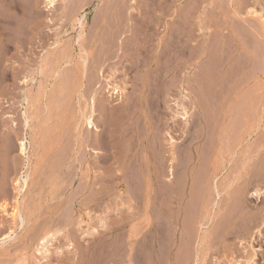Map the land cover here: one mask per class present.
Segmentation results:
<instances>
[{
	"label": "rangeland",
	"instance_id": "1",
	"mask_svg": "<svg viewBox=\"0 0 264 264\" xmlns=\"http://www.w3.org/2000/svg\"><path fill=\"white\" fill-rule=\"evenodd\" d=\"M34 1L35 0H27L26 2H27V5L30 4L31 2H32V5H34ZM119 1H122V2H120L121 4L120 3L119 4L123 5L125 7H120V5L118 4ZM126 1L127 0H116V1L115 0H72V1L71 0H64V1H59L57 3L56 9L49 11V10H47L48 8L46 7V0H39L37 6H34L33 9H34V11L43 14L42 15L43 18L46 16H48V17L52 16L53 17L54 22L53 21L49 22V23H51L50 24L51 25L50 35L45 36V34H43V33H42V35H40L38 33L39 29L37 27L35 28V25L33 26V24L31 23L32 21H28V19H26V20H24V21H26L25 24H23V26H25V25L26 26L23 29H24V31L26 30V28H28V29L26 30L27 32H24L23 38L25 37L24 39L26 40L31 36L32 37L31 44L30 43L27 44L28 47H23L24 49H22L21 45H23L24 41H21L18 43L16 42V43H14V45H12V48L9 50V51L14 50V51L11 53L8 51L5 54L7 56L4 55L5 58L2 57V60H4L5 63L9 62V64H11L13 66V68H8L9 69V70L7 69L8 71L7 70L6 71L0 70V71H2V72H0L1 79L3 78L2 80H0L2 82V84H0V162H1L0 163V177H1V179H0V264H264V259H263L264 258L263 257L264 256V248H263L264 247V230H263V228H264V220H263L264 219V217H263L264 213H262V212H264V178L253 177V178H251V181H252L251 182V181L246 180L245 177H243L240 179L241 181L239 180L236 182H232L231 185H234V186L229 185L231 180L233 179V177L235 175H237L238 173H240L241 167L243 166L242 162H244L246 160V157H247L246 155L250 154L252 152V148L254 146L252 144L257 142V140L259 138L258 134H256V133L253 134L257 140L252 135L249 137L250 141L248 140L249 142L246 141V142L242 143V146L241 145H238L239 147L234 146V143H233L227 147V151H228L227 152V158H226L227 160H225L224 166H228V167L223 166V168L221 170L222 172L220 171V173L214 179V182H212V183H214V184H212V187H213L212 189L214 190L215 194L212 195V198L214 197L213 198L214 201L212 202V204L210 206V208H211L210 212H212V213H210L211 215H208L207 217H205V208L202 205L203 200H201V199H203V197L198 195V194H201L200 193V187H199L198 192L193 193L191 191V182L193 180V176L195 175V178L198 179V177H200V175H197L198 174L197 172H200L202 170L200 168V166L202 167V165L199 164L198 159L196 160V162L192 163L190 165V167L188 168L187 172H185V174H187V180L188 181H187V187L185 188V191L183 190L184 193L182 195L183 196L182 198L181 197L172 198L170 195L171 190L167 189L168 190L167 191V190L163 189V187H162L163 184H161L162 182L164 183V181L170 182L171 179L169 177H173V175L169 176V165L171 163V161H170V158H171L170 155L171 154L169 152V149L171 148V143L168 141V137H169V134L167 133L168 128H169V130H171L170 129L171 126H174L175 129H177V131H175L177 133H175V134L178 136L181 135L180 136L181 138H179L178 143L174 146V148L176 150L180 148L181 151L185 150L182 153L180 151L181 155H184L181 158L184 157L185 159H187L186 158V157H188L187 155H190V151H189V149H187L188 142H189L188 140H190V139H188L186 141L187 144L186 143L183 144L181 142L184 140V137L189 136V138H190L193 134H195V133L198 134V132L200 131L199 130L200 124L198 122H196L197 125L195 123H194L195 125L193 123H189L187 126L184 125L185 124L184 123L185 118L183 115L181 116L180 114H176L175 119H172L171 117L173 116V112H174L173 109H175V111L177 110L178 113L183 112V110H184L183 108L185 107V105L188 107L191 105V103L194 102L193 103L194 108H192L190 110V115L194 114V116L196 118H199L200 117L199 115L204 116V111H205V115L209 114V115H207L208 118L206 117L205 119H209L208 121L210 123H211V120H213L216 117V116H214L215 113L217 115H221L222 111L224 112V110H222L223 108H220L218 105L216 106L214 104H211L209 101H206L207 98L213 97L210 94V93L213 94V91H214V95H215L216 92H220L223 94L224 92H226L224 90H226V89L228 90L227 83L224 82L225 80L223 81V84L225 85V87H223V89L220 86H218V84L216 83L218 81L215 82V80L217 79V78H215V75H216V77H217V75H219L218 76V80H219L223 77L222 73L225 70V69L224 70L222 69L223 66H220L221 63L218 62L221 60L217 61L216 57L214 58V55L216 56V54H211L213 56L204 55V56L195 58V60L197 59V61H198V65L200 64L199 65L200 69L204 70V71L201 70L202 72H204L203 74L201 72V76L202 75L205 76L207 74L208 75L212 74V75H210L211 77H209L208 75H207V77H209V79H211L212 77H213V79H215V80L212 79L213 81L208 79L207 83L209 81L210 82H209V84L206 83L207 84L206 86L210 85L209 88H206V87L205 88L204 87H197L196 88L197 85L191 79L188 82L189 74H188V70H187L186 66L189 65L188 64L189 62H187L185 60L187 58H189L190 56H188V55L185 56L187 58H185L183 56L185 58V60H184V58L182 60V57L180 56L181 60H179V58L177 56L174 57V55H171L170 53H165V51H164L163 56L159 62V69L160 70L158 69L157 71H158V73H162V76H161L162 80L159 79V81L161 82V86H160V94H159L158 99H159V103H160L159 109H161L160 115L162 117L159 124L161 125L162 129L159 131V133H156V134L152 133L150 130L147 131L148 132V134H147V141L148 142H149V140H154V143L156 145V143L158 142L157 139H159V145H160L161 149L160 148H158V149H159V152H161V154H162L161 159H164V163L166 162L164 164V165H166L165 173L167 172V174L164 175L165 178L159 177L157 179V181L153 184L156 198H153L151 200L147 199V197H148L147 196V191H148L147 184H148V180L150 179V177L148 176V169H147V167H145L147 165L145 164V161L143 159V150H141L145 146V138L146 137H145L144 131L146 130V128H145L146 126L144 124L145 120L142 117L143 115L140 113L141 112L140 106H139L141 104L140 101H139L140 104H138V107H137V114L140 113L139 116L137 115L139 118V120H137V122L140 123L141 126L144 124L145 127L143 126V129H144L143 130L141 126H140L141 128L136 126V131L139 132L137 135H138V137L140 136L139 138H141V137L142 138L141 139L138 138L140 140L139 141L140 146H139L138 151L136 152V158H138V159L135 160V162H134L135 165H134L133 169L129 168V169H131V170L128 169L129 171L124 170L122 164L120 165V163H118V162L113 164V162H114L113 158L114 157L111 154L112 152L110 151L111 152L110 153L108 151L110 153V156H108L109 153L107 152L108 155L106 157H103L101 160H100V158L96 159V161H97L96 165L92 167V169H93L92 173H93L94 179L90 184L87 183V178H86L87 173L85 174V176L83 174H81L82 169L85 170L84 165L86 164V162H85L86 161V154H85L86 150H85L84 144L82 146L80 144L83 143V140H85V136L89 131V129H87L88 127H86L87 125L82 126L83 124H81L83 113L86 111L85 110V102L87 101L86 96L84 95L86 92V89H87L86 82H85V80L87 78H85V77L88 74H90L91 72H93L94 69L92 70L91 68H89V69L85 70L84 73L82 72V70L80 68V64H78L82 61L81 60L82 56L80 55L81 54L80 52H81V49L83 48L85 50V52H83V54L85 53L84 56L85 55L87 56L89 54L88 55L89 59L91 57H93V59H96V57H99L102 55L105 56V54H102V52L105 53V51H103V49L106 50L108 48L110 40H113L114 39L113 37H115L117 35V32L119 33V31H120L121 27H120V21L119 20L123 19L124 17H127V15H128V13H127L128 11H126V10H127V7L129 6V3H131V1H127V2ZM123 2H126V3L124 4ZM136 2L140 3V5L143 6V8L146 7L145 4L147 5L149 12L147 11L146 15L151 20V22L149 24L150 26H148V29H144V32L141 31V33L143 35H141V33H139L140 36H142L141 38L145 39V41L147 42L146 43L147 47L144 48L143 53H141L139 56L141 58V60L143 58H145L146 60L143 59L140 64L141 65L147 64V65H145V69L148 71L149 70L151 71L153 68H156V67L151 66V64H152L151 61L153 62L152 59H154L153 55H155V52L157 49V44L160 41L162 35H164V33H163V15L161 12V10H162L161 8L163 6V0H137ZM127 3H128V6H127ZM112 4H114L113 5L114 7H112ZM132 4L136 5L137 3H132ZM32 5L30 4L28 7H31ZM83 5L86 8L85 13H87V16H88V23H87L86 31H85L86 35H84V36H87V35H90V36H87L88 38L83 36L80 40H78L79 39L78 35L81 32L80 31V29H81L80 24L78 22H75L76 25L73 23V26L71 25L72 23H69L66 25L62 24V25H64V26H62L60 24L63 22V20L61 19V15L64 14L65 12L72 14L76 10V8L83 6ZM151 5H153V6H151ZM109 6L112 7L113 9L111 10V8ZM71 7H73V8H71ZM74 7H75V9H74ZM118 7L121 9H119ZM106 8H108V9H106ZM63 9H64V11H62ZM114 9H119V11L117 10L118 11L117 12ZM122 9H123V11H122ZM121 11H122V13H121ZM150 12H151V14H150ZM117 13H118V15H117ZM58 14L59 15L61 14V15L59 16ZM107 14H109V15H107ZM124 15H126V16H124ZM105 16H108L111 18L109 19L107 17V21L105 22L103 19ZM112 16H114V17H112ZM77 17H79V14H78V16H75V18H77ZM116 17H118V18L116 19ZM138 18L140 19V17H138ZM29 19L31 20V18H29ZM101 19H102V21H101ZM108 20L109 21L111 20V21L108 22ZM24 21L22 23H24ZM45 21H48V20L45 19ZM96 21L98 23L100 22L98 24L99 26L100 25L102 26L104 24L103 25L104 27H101V28H105L103 31H102V29L97 27L98 25H97ZM107 22H108V24H107ZM26 23H28L29 26H27ZM52 23H56V24H52ZM93 23L96 25L97 28L95 27V25ZM58 25H59V27H58ZM107 25L108 26L112 25V26L108 27ZM118 25H119V27H118ZM113 29H115V30L113 31ZM94 30L95 31L97 30V32L98 31L99 32L95 33ZM100 30L102 32H100ZM105 30H107L106 34L104 33ZM111 30L113 32H111ZM87 31L89 32V34ZM90 32H92V34H90ZM109 32L112 34L114 33L115 35H111ZM93 33H94V36H92ZM102 33L104 34L105 38L109 34L108 39L107 38L104 39V37L101 35ZM96 34H98V36ZM100 35L102 36V39H103L102 41H100V39H101ZM42 36L45 37L46 39L43 38L41 40ZM47 37H48V39H47ZM55 37H58V39ZM92 37H94V38L91 40ZM95 37H97L98 42H100L99 44H98V42L96 43L98 46L96 44H95V46L91 45V44H93L92 42L95 41ZM109 37H112V38H109ZM75 38L76 39L78 38V39L76 40ZM85 38H87V39L90 38V40H87ZM49 39L52 40L53 42L59 41V48L63 49V47H66L65 49H67L68 52L71 50L69 52V60L71 59L69 63H63V62H65L63 60V61H61V65H60L56 62L57 61L56 58L53 59L54 58L53 56H55L54 54L56 52L54 50H57V47L55 46V43H53ZM48 40H49V42H48ZM62 40H63V42H62ZM106 40H108L109 42L108 41L106 42ZM78 41H79V43H78ZM47 42H48V44H50L49 46H48ZM50 42H52V43H50ZM81 42L83 44L88 42V44H84L83 45L84 47H83V46H80L82 44ZM103 43H106L107 46L103 45ZM201 43L202 42H200L199 44H201ZM60 44H61V46H60ZM15 45H17V46H15ZM13 46H15L16 50L13 48ZM51 46L52 47L55 46V48H52ZM30 47L31 48L33 47V49H31ZM93 47H94V49H92ZM99 47H100V49L102 48L101 49L102 52L99 51L100 50ZM28 48H30L31 50ZM35 48H37V49H35ZM51 48H52V50H51ZM70 48H72V49H70ZM125 48H129V45H128V47L126 45ZM46 49L48 51H53V53L49 52L51 55L49 53H48L49 55H45V54H47V52H45ZM96 49L98 50L99 54H102V55L98 56L96 53L97 52ZM43 50L45 53L43 52ZM30 51H31V53H30ZM29 53H30V55H29ZM27 54H28V56H27ZM71 54L74 55L75 57L73 56L74 57L73 58ZM142 54L144 56H142ZM165 54H167L168 56ZM41 55H43V56H41ZM170 55H171V57H170ZM29 56H31V57H29ZM134 56H136V55H134ZM208 56H209V58H208ZM39 57H42V58H39ZM217 57H218V55H217ZM43 58L44 59L47 58V59L44 60ZM167 58L168 59L173 58L174 60L171 62V59H170V62H169V61H167L168 60ZM205 58L209 59V60H207V61L204 60L205 61V63H204L203 59H205ZM51 59H53V60H51ZM77 59H79V60H77ZM132 59L135 60V59H137V57H132ZM147 59H148V61H147ZM163 59H165V60H163ZM193 59L194 58H192V60ZM189 60H190V58H189ZM210 60H211V63L214 62V63H212V65L215 64L216 67H214L215 65L214 66L210 65ZM23 61H25V62H23ZM28 61L30 64H32L31 67H30V64L27 63ZM36 62L38 63V65L40 64L41 66L40 65L38 66ZM175 62H178V64H175ZM206 62L207 63L209 62L210 66ZM169 63H171L172 66ZM33 64H36V65L33 66ZM62 64L65 66L68 65L67 66L68 68L63 69ZM72 64H74L75 66ZM179 64H181V66H179ZM205 64H207L208 67H210V70L217 68V66H218L217 69L220 68L222 70V73L220 74V73L213 72V71H216L217 69L210 71L209 68L207 67V65L205 67ZM44 65H46V66H44ZM76 65H79V66L77 67ZM162 65H163V67H162ZM169 65H170V67H169ZM175 65H176V68H175ZM202 65H204V66H202ZM42 66H44V67H42ZM50 66L52 68L55 67L56 70L58 69L59 71L58 72L54 71L55 68L52 70L50 68ZM57 66H58V68H57ZM178 66H179V68H177ZM26 67H27V69H26ZM29 67L32 68V71L29 70L30 69ZM35 67L37 69H35ZM45 67H47V68L49 67L51 71L48 70L47 68L45 69ZM69 67L70 68L72 67V68L70 69ZM203 67H205L206 69ZM38 68H40V69H38ZM73 68H75V69H73ZM136 68L138 70H136ZM161 68H162V70H161ZM78 69L80 70V72H78L79 71ZM139 69H141V68L134 67L127 77V79L129 80L128 81L129 82V86H128L129 90L128 91L130 93H132V92L134 93L135 90L139 89L138 87L141 86V81H142L141 80V74H140L141 71H139ZM177 69H178V71H177ZM207 69H208V71H206ZM10 70H11V72H10ZM40 70L42 72H39ZM29 71H31V73H35L37 71L38 73L36 72L35 75L34 74L31 75L29 73ZM63 71H65V72H63ZM86 71H88V73ZM100 71H101V73H100ZM152 71H154V70H152ZM7 72L12 73L14 75H12V74L10 75ZM60 72H63L62 73L63 75ZM66 72H68V73L66 74ZM81 72L83 74V78L81 77L82 76ZM95 72L97 73L96 76L99 75L97 77L100 78V79L97 78L98 79V81H97L98 85L96 84L97 86L95 85V87H94L95 90H93V95H95V98L99 99L102 95H105V97H108L110 99H113V96L117 97V95H112L113 94L112 92L109 93L108 90H110V89L107 88L106 81H104L105 78L102 75V70H96ZM218 72H220V71H218ZM59 73L61 76L59 75ZM179 73H181V74H179ZM138 74L140 75V77ZM67 75H69V76H67ZM185 75H188V76H185ZM163 76L167 77V78L164 77L165 78L164 82H163V80H164ZM46 77H47V79H46ZM60 77L67 78L66 79L67 82H63V81H65L64 80L65 78H63V80H62V78H60ZM76 77H78V78L76 79ZM182 77L184 80L186 79L185 80L186 84L187 85L189 84L188 87L190 86V88L186 90L187 94L184 98H180V96L178 97V95H177L178 94L177 90H179L178 86L180 84V81L183 80ZM7 78H8V80H7ZM39 78H42V79H39ZM71 78L72 79L74 78V80L71 81L70 80ZM123 78H124L123 72L122 73L119 72L117 74V76L115 77L114 81H116L117 83H120L123 80ZM11 79H12V81H10ZM3 80L6 82H4ZM75 80H77L78 82ZM40 81L42 82L43 86L44 85L46 86L47 84L49 85L48 90L52 89L51 95L45 94L46 97H44V95H43L44 91L43 90H46V89H45V87H42ZM174 81H175V83H174ZM211 81L216 83V85H215L216 88L214 90H213V88L215 86H213V84L211 86V84H210ZM26 82H27V84H26ZM50 82L52 83V85H54V84H56V85L51 86ZM55 82H59V84L55 83ZM61 82H63L62 86L60 84ZM136 83H137V85H136ZM134 85L136 88L134 87ZM75 86H77V88ZM192 86H194L193 89L191 88ZM217 86L219 87V90H218ZM37 87H38V89L40 88L39 91L37 90ZM101 87H103V88H101ZM211 87H212V89L209 90ZM75 89H76V91H75ZM101 89H103V90H101ZM27 90L31 94L32 100L30 99V101L26 100V97L28 95L30 96V94L27 92ZM30 90L31 91L36 90L37 92L36 91L31 92ZM162 90H163V92H162ZM203 90H204V93H203ZM196 91H198L197 93L201 97L198 95L199 98H197ZM61 92L63 93V95ZM208 92H210V93L208 94ZM95 93H98V94H95ZM202 96H203V99H202ZM47 97H50V98H47ZM195 97L197 100L195 99ZM153 98L154 97H152V98L150 97V99H152L150 102L154 103L155 100H153ZM200 99L202 101L198 102V100H200ZM211 99H207V100L211 101ZM40 100H42V102ZM63 100H66L67 102H65ZM138 100H139V98H138ZM189 100H190V102H189ZM44 101L46 102L45 104H44ZM51 101L52 102L55 101V102L52 103ZM176 101H178V102L181 101L183 103V105L177 106ZM199 103H200V106H198ZM209 103H210V105H213L214 108H213V106L210 108ZM201 104H203V105L201 106ZM44 106L46 107L45 110H44V108H45ZM203 106L206 109H204ZM31 107H33V108H31ZM61 108H62V110H61ZM65 108H66V110H65ZM213 110H214V112L216 110V112L214 113ZM37 111H38V113H37ZM218 111H220V112H218ZM217 112L221 113V114H218ZM26 113H27V115H26ZM77 113L79 116L77 115ZM97 114H98V112H97ZM152 115H154V113ZM29 116H31V118ZM211 116L213 117V119H211L212 118ZM26 117L30 118L29 119V124H30L29 126L28 125L26 126V123H25ZM141 119H143L144 121ZM139 121H141V122H139ZM53 122H54V124H53ZM190 124H193V125L191 126ZM175 125L176 126L178 125L179 127L178 126L176 127ZM51 126L52 127L54 126V127L52 128ZM211 126L213 127V125H211ZM207 128H209V127H206L205 133H210V134H206L207 138H208L207 141L209 140L208 141L209 146L207 145L208 143L205 140V143L202 142L203 145H200L201 143H199V144H196V147H198V149H200V151L203 154L207 153L208 155L206 154V156H209L210 151L212 153L214 150V147L216 145L214 140H213L216 138L212 137V136H214L213 132L215 131L216 128H214V127H213V129L209 128L210 130H208ZM261 128L262 129H260L258 131V133L260 136H263L264 126H262ZM141 129H142L143 136L140 132ZM183 130H184V132H183ZM81 132L83 133L84 139H83ZM190 132H193V133H190ZM75 133H78L79 136H78V134L75 135ZM80 133H81V136H80ZM214 133H216V132H214ZM120 134L121 133L118 132L117 136ZM155 135H156V137H155ZM193 136H195V135H193ZM152 137L154 139H151ZM211 137H212L213 141L211 140ZM216 137H217V133H216ZM60 138H61V140H60ZM77 138L81 141V142L79 141V144H77V141H78ZM21 139H25L27 142V150H26L27 152L26 153H21V151H20V140ZM58 139H59V141H58ZM141 142H143V143H141ZM74 143L76 144V146L79 145V147L78 146L76 147ZM143 144H144V146L142 147ZM244 145H245V147H244ZM156 146L159 147L158 144ZM181 147H183V148H181ZM196 147H194V149ZM212 147H213V149L211 150ZM232 147H233L234 151H231L232 149H230V148H232ZM236 147H238V148H236ZM244 149H245V151H244ZM75 150H78L79 152L77 151L78 153L77 152L75 153ZM179 150H177V151H179ZM236 150H238V151H236ZM263 150H264V148L262 149V151ZM230 152H231V154H229ZM234 152L235 153L237 152L236 153L237 155ZM183 153H185V154H183ZM196 153H197V151H196ZM74 154H76V155H74ZM262 154H261L262 159H260V160L264 161V159H263L264 152ZM47 155L50 157H48ZM111 155L113 158H111ZM41 156H42V158H40ZM46 157H48V158H46ZM139 157L141 158V160L139 159ZM2 159L4 160V162ZM166 159H167V161H166ZM230 159H233V160H230ZM41 160H43L42 164H41ZM239 160L241 163L239 162ZM139 161H140V163H139ZM136 162H137V164H136ZM236 162H239V165ZM194 164H195V166H194ZM234 164H235V166L237 165L239 167L238 168L235 167ZM261 164H262L261 166H264L263 165L264 163L261 162ZM198 167L201 170H199ZM204 167H203V169H204ZM207 167H206V169H207ZM234 167L237 170H235ZM263 168L264 167H262L261 169H263ZM43 169L45 172L43 175H40L39 171L43 170ZM190 170H191V172H190ZM130 171L132 173H130ZM53 173H54L55 177L53 176ZM27 174H28V176H27ZM185 174H183V175L181 174V178H184ZM58 175H60L59 177L61 178V179L58 178L59 181L57 179ZM229 176H231V177H229ZM27 177H28V180H27L28 183H25V179H27ZM53 177L56 180V182H58L59 184L61 182H63V183H61L60 186H58L59 185L58 183H55L53 185V183H52L54 180ZM185 177H186V175H185ZM33 178L35 179L36 182L32 181ZM168 179H170V180H168ZM226 180H227V182H226ZM260 180L263 182H261ZM17 181H19V182L21 181L18 186H17ZM149 181H151V180H149ZM198 181L200 182V180H198ZM228 181H229V183H228ZM242 181L243 182L247 181L246 182L247 184L243 183L242 185H240V183H242ZM32 182L34 183L33 185L37 184L34 186L33 192L29 191L30 190L29 185L31 186ZM256 182H257V184H256ZM84 183H86V184H84ZM258 184H260V185H258ZM252 186H254V187H252ZM53 187L55 188L56 192H54V194L51 195V193H49V192H52ZM216 187L220 188V194H219ZM256 187H258L259 189L261 187L263 188V189L261 188L262 189L261 193H258V194L255 193ZM85 188H88V189H85ZM221 188H224V189H221ZM240 188L243 189V192L244 191L245 192L243 193ZM58 189H59V191H58ZM230 189H231V192H230ZM244 189H246L247 191ZM177 190H179L178 193H180V191L182 192L181 187H177ZM237 190L239 191V193L241 191V193H243V194L238 195L239 193ZM159 191H161V192H159ZM57 193H59V194H57ZM230 193H231V195H230ZM159 194H160V196H159ZM185 194H186V196H185ZM189 194H191V195H189ZM237 195L239 196V198L236 199V201L238 202V206L233 204V202L237 203L234 201V199H235L234 196H237ZM167 196H168V198H167ZM197 197H199V198H197ZM232 197H233V199H232ZM51 198H53V199H51ZM157 198H159V200H157ZM241 198H243V200ZM223 199L224 200L227 199V201L230 203H228L227 201L224 202ZM43 200L45 203L43 202ZM46 200H48V201L46 202ZM197 201H198V203H197ZM243 201L246 202V204H245L246 210L244 209L245 211L240 209L241 207H239L241 205V203H242V205H244ZM249 201H252V202H249ZM247 202L249 205L247 204ZM33 203L35 204V208L37 210H35V212L33 211L34 213H28V211H27L28 207H29L28 205L29 204L32 205ZM250 203H252L253 206ZM158 204H160V205H158ZM161 204H163V205H161ZM177 204L179 205V208H181V209H179V208L177 209V206H178ZM228 204L231 205L232 210H231V208L228 209V212H231V213L226 212L227 210L225 208L230 207ZM256 204L260 205V206H255ZM148 205H149V207H148ZM37 206L39 207V209ZM63 206H64V208H63ZM150 206L152 207V209ZM174 206H176V207L174 208ZM233 206H235V207L237 206V207L234 208ZM79 208H81V210H83L84 214L81 211H80L81 213L78 212ZM253 208L259 212H255L256 210H254ZM234 209H237V210H234ZM179 210H181V211L179 212ZM217 210H219V211H217ZM238 210H240V212ZM247 210H250V211H248L246 213ZM221 211L224 213V216L221 215V214H223ZM237 211L240 213L239 216H241V214L242 215L244 214V215L241 217L237 216L236 215V213H238ZM252 211H254V213L251 214ZM166 212H167V214H166ZM232 212H233V215H232ZM27 213L29 214V218H28ZM226 213L228 215H226ZM260 214H261V216H260ZM220 215L222 217L219 220L218 217H220ZM234 215H236L237 217ZM253 215H255V216L253 217ZM256 215H258V216H256ZM30 216H32V217H30ZM209 216H211V217H209ZM231 216L234 218V220L230 219V218H232ZM245 216H246V219H245ZM81 217H82V220H81ZM255 217L256 218L259 217L258 218L259 221L257 220L258 223L256 222ZM27 218H28V220H27ZM242 218H244V219H242ZM251 218H253V222H252L253 225H252V223H250V225H252L253 228L249 225ZM241 219L244 221L241 222ZM22 220L24 221L25 225L22 224ZM236 220H239V223L240 222L241 223L238 225V222ZM217 221L220 222V224ZM222 221H223V223L221 225ZM228 222H230L229 223L230 225L232 222V225H231L232 227L228 225ZM224 223H225V225L227 224V226H229L230 228L227 226H224L223 225ZM219 225L221 226V228L219 227ZM244 225H249L252 229L247 227V226H245L246 228H244L243 227ZM254 225H258V226H254ZM225 227H227V229ZM233 227L236 228V230L232 229ZM214 228L218 229L219 231L220 230L225 231V232L222 231V233H223L222 237H221V232H219L218 230L215 231ZM230 230L234 235L232 233H231V235H228V233H230L229 232ZM241 231L242 232L245 231L244 233H242L243 235H241ZM234 232H236V233H234ZM225 235H226V237H225ZM187 236H189V237H187ZM248 237H249V239H248ZM225 238H227V239L225 240ZM209 239H211V240H209ZM258 242H260V243H258ZM69 243H71V244H69ZM251 246H253V247H251ZM121 247H123V248H121ZM161 251H162V253H161ZM260 251H261V253H260ZM165 253H166V255H165ZM188 253H190V255ZM150 255H152V256H150ZM178 258H179V260H178ZM131 260H132V262H131Z\"/></svg>",
	"mask_w": 264,
	"mask_h": 264
},
{
	"label": "bare ground",
	"instance_id": "2",
	"mask_svg": "<svg viewBox=\"0 0 264 264\" xmlns=\"http://www.w3.org/2000/svg\"><path fill=\"white\" fill-rule=\"evenodd\" d=\"M27 1V0H26ZM25 0H0V70H3V71H6L8 68H13V66L11 64L8 63H5L4 60H2V57L5 58V55L11 48H12V45H14V43H18V42H21V41H24L23 42V45H21V48L24 49L23 47H28L27 44H31L32 42V37L30 36L28 39H24L23 38V35H24V32H27L26 30L28 28H26V30L24 31L23 28H25V26H23V24H25L26 19H28V21H32L31 23L33 24V26L35 25V28L37 27L39 30H38V33L40 35L45 34V36H49L50 35V28H51V23L49 22H54L53 20V17H42L43 14L41 13H38L36 11H34V6H37L39 0H35L34 1V5H32V2L30 3L32 6L31 7H28L30 4L27 5V2ZM59 1H64V0H46V7L48 8L47 10H53V9H56L57 7V3ZM72 1V0H71ZM116 1V0H115ZM127 1H131V3H129V6H128V3H127V10L128 11V15L127 17H124L123 19H120V31L119 33L117 32V35L115 37H113L114 39L113 40H110V42L108 40H106V42L108 41L109 42V46L106 50L103 49V51H105V53L102 52V48L100 49L99 47V51L102 52V54H105L102 55V54H99L98 50H97V55H102V56H99V57H96V59H93V57H91L89 59V54L86 56H84L83 52H85V50L82 48L81 49V56H82V61L78 64H80V68L82 70V72L84 73L85 70L91 68L92 70L94 69L93 72H91L90 74H88L85 78H87L85 80L86 82V86H87V89H86V92H85V96H86V102H85V112L83 113V117H82V120H81V124H83L82 126H85L87 125L86 127H88L87 129H89L88 133L86 134L85 136V140H83V143L80 144L81 146L84 144V147H85V154H86V164L84 165L85 167V170L82 169V172L81 174H83L85 176L86 174V178H87V183H91L94 179L93 177V173H92V167L96 165V159L97 158H100V160L103 158V157H106L108 155V153L110 152L112 155H111V158H113L114 163L118 162L120 163V165L122 164L123 165V169L124 170H128L129 168H132L134 167L135 165V160L138 159L136 158V152L138 151L139 149V146H140V140L141 138L138 137V133L136 131V126H138L139 128L142 127L143 129V126L145 124V128L146 130L144 131L145 133V146L144 144L142 145V147L144 146L143 149V159L145 161V164L147 166V169H148V176L150 177L149 181L148 180V184H147V188H148V191H147V199H153V198H156V195H155V190H154V183L157 181V179L160 177H164L165 174H167V172L165 173V169H166V165H164V159H161L162 157V154L161 152H159V149L160 148V145H159V139H157V143L156 145L158 144L159 147H157L154 143V140H149V142L147 141V134L148 132L147 131H151L152 133L156 134V133H159V131L162 129L161 125L159 124L160 123V120H161V112L159 109V94H160V86H161V82L159 81V79H161V76H162V73H158V69H159V62L163 56V53L165 51V53H170L171 55H174V57H178L179 60L180 59V56L182 57V60L185 56H190V60L189 58H187L185 61L189 62L186 67H187V70H188V75H185V76H188V82L189 80L191 79L192 81H194V83L197 85V87H206V88H209V86H206L207 84H209V82L207 83L209 77H211L210 75H208L209 77H207V75H202L201 76V70L203 69H200L199 65H198V61L197 59L195 60V58L197 57H201V56H204V55H211V54H216V56L214 55V58L216 57V60H221V61H218L221 63L220 66H223V73H222V70L218 68H214V69H211L212 71L213 70H216V71H213L215 73H222V78L218 80V76L216 77L215 75V78H217L216 80L213 79V77L209 80H215L218 81L216 82L218 84V86H220L222 89L223 87H225V85L223 84V81L227 83V86H228V90H224L226 92H224L223 94L220 93V92H216V94L214 95V91H213V94L208 92V94L210 93L213 97L211 98H207V99H211L210 100H207L206 101H209L211 104H214V105H218L220 108H223L222 110H224V112L222 111V114L221 113H218L220 111H218L217 113L218 114H221V115H217L214 110L213 112L216 114H214V116H216L214 119L213 117L211 119V123L208 121L209 119H205L206 117L208 118L207 115H205V111H204V116L202 115H199L200 117L199 118H196L194 116V114L190 115V110L192 108H194V102L191 103L190 106H186L183 108V112H179L175 109L174 112H173V116L171 117L172 119H175L176 117V114H180L181 116L183 115L185 120H184V125H188L189 123H195L198 122L200 124V128H199V132L198 134H193L195 136H191L189 138V136H186L184 137V140L181 142V143H186V141L188 139L189 142H188V147L187 149H189L190 151V155H187L188 157H186L187 159H185L184 157L181 158L182 156L184 155H181L182 152H184L185 150H182L181 149H177L179 151H177L174 146L178 143V140L179 138H181L180 136L176 135L175 131H177V129H175L174 126H171V130H167V133L169 134V137H168V141L171 143V148L169 149V152H170V165H169V176H172L173 177H169L171 179L170 182H166L164 181V183L162 182L161 184L163 189L167 190H171L170 192V195L172 198H175V197H183V193L185 191V188L187 187V174H185V172H187L188 168L190 167V165L194 162H196V160L198 159L199 160V164L202 165V167L200 166V168L203 170H201L199 167V170H201L200 172H195L197 175H200V177H198V179L195 178V175L193 176V180L191 182V191L194 193V192H198L199 190V187H200V193L201 194H198L200 196L203 197V203L202 205L204 206L205 208V217H207L208 215H211L210 213V206L212 204V202L214 201L213 198H212V195L215 194L214 190L212 189V182H214V179L217 177V175L220 173V171L222 170L223 166H224V163H225V160H227V147L230 146L231 144L234 143V146H238V145H241L242 146V143L246 142L249 140V137L252 136L254 133L258 134L259 138L257 140V142H255L252 148V152L250 154H247L246 156V160L243 163V166L241 167V171L240 173H238L237 175H235L233 177V179L231 180L230 184L232 182H236V181H239L241 178L245 177L246 180L248 181H251V178L253 177H258V178H264V168L261 169L262 167L264 166H261V162L264 163V161H261L260 159H262L261 157V154L264 152V150L262 151V149L264 148V133H263V136H260L258 131L260 129H262L261 127L264 126V0H163V6H162V15H163V33L164 35H162L160 41L158 42L157 44V49H156V52H155V55L154 56V59L153 62L151 61V66L152 67H156V68H153L152 70L154 71H148L145 69V65L147 64H143L141 65L140 63L142 62L141 58L139 57L141 53H143L144 51V48L147 47L146 45V41L145 39H142L140 36L139 33L144 32V29H148V26H150V18L147 17V11H148V8H147V5L145 4L146 7L143 8V6L140 5V3L136 2L137 0H127ZM126 1V2H127ZM67 2V1H66ZM122 2V1H119L118 4ZM126 2H123L124 4ZM70 3V2H69ZM100 3V2H99ZM105 3V2H104ZM115 3V2H114ZM122 3V4H123ZM132 3H137L136 5L132 4ZM149 3V2H148ZM121 4V3H120ZM119 4V5H120ZM144 4V3H143ZM150 4V3H149ZM80 5V4H79ZM114 4H112V7ZM116 5V4H115ZM118 5V6H119ZM63 6V5H62ZM77 6V5H76ZM153 6V5H151ZM66 7V6H65ZM104 7V6H103ZM110 7V6H109ZM112 7L111 10L113 9ZM116 7V6H115ZM120 7H125L123 5H120ZM73 8V7H71ZM119 8V7H118ZM154 8V7H153ZM62 9V8H61ZM75 9V7H74ZM104 9V8H103ZM108 9V8H106ZM121 9V8H119ZM119 9H114L115 11H119ZM60 10V9H59ZM73 10V9H72ZM151 10V9H150ZM155 10V9H154ZM64 11V9L62 10ZM69 11V10H68ZM100 11V10H99ZM110 11V10H109ZM117 11V12H118ZM123 11V9H122ZM121 11V13H122ZM136 11V12H135ZM86 12V8L83 6H80L78 8H76V10L74 11V13L70 14V13H67L65 12L64 14H60L61 15V19L63 20L62 23H60L61 25L64 24H69V23H72L71 25L73 26V23L75 24V22H78L80 24V34L78 35V40H80L84 35H86L85 31H86V26H87V23H88V16H87V13ZM138 12V13H137ZM149 12V11H148ZM62 13V12H61ZM105 13V12H104ZM110 13V12H109ZM79 14V17L75 18V16H78ZM100 14V13H99ZM124 14V13H123ZM151 14V12H150ZM59 15V14H58ZM59 15V16H60ZM109 15V14H107ZM116 15V14H115ZM114 15V16H115ZM118 15V13H117ZM121 15V14H120ZM55 16V15H54ZM104 16V15H103ZM102 16V17H103ZM112 16V17H114ZM126 16V15H124ZM107 17L108 16H105L103 19L104 21L106 22L107 21ZM140 17V19L138 18ZM31 18V20L29 19ZM59 18V17H58ZM109 19L111 17H108ZM118 17H116L117 19ZM154 18V17H153ZM45 19H47L48 21H45ZM114 19V18H113ZM56 20V19H55ZM155 20V19H154ZM24 21V23H22ZM73 21V22H72ZM102 21V19H101ZM111 21V20H110ZM108 20V22H110ZM117 21V20H116ZM95 22V21H94ZM97 22V21H96ZM107 22V24H108ZM114 22V21H113ZM112 22V23H113ZM29 23V22H28ZM27 24V26H29ZM100 23V22H99ZM97 22V25L99 24ZM52 24H56V23H52ZM59 24V25H60ZM94 24V23H93ZM110 24V23H109ZM58 25V27H59ZM62 25V26H64ZM76 25V24H75ZM95 25V24H94ZM104 25V24H103ZM97 26L98 28L102 29V31L105 29V28H101V27H104V26ZM32 26V27H33ZM68 26V25H67ZM108 26V25H107ZM112 26V25H110ZM108 26V27H110ZM152 26V25H151ZM76 27V26H75ZM74 27V28H75ZM96 27V25H95ZM94 27V28H95ZM96 27V28H97ZM107 27V28H108ZM116 27V26H115ZM119 27V25H118ZM53 28V27H52ZM57 28V27H56ZM62 28V27H61ZM90 28V27H89ZM116 29V28H115ZM113 29V31L115 30ZM52 30V29H51ZM88 30V29H87ZM53 31V30H52ZM100 30V32H102ZM111 30V32H113ZM32 32V31H31ZM69 32V31H68ZM73 32V31H72ZM88 32V31H87ZM95 33H98L97 30L95 31ZM107 30H105V34H106ZM116 32V31H115ZM110 33V32H109ZM26 34V33H25ZM28 34V33H27ZM89 34V32H88ZM90 34H92V32H90ZM100 34V33H99ZM111 35H115L114 33H110ZM151 34V33H150ZM36 35V34H35ZM34 35V36H35ZM53 35V34H52ZM62 35V34H61ZM60 35V36H61ZM98 36V34H96ZM95 35V36H96ZM103 37H104V34L102 33L101 34ZM100 35L101 39L100 41H102V36ZM109 35V34H108ZM108 35H107V39H108ZM141 35H143L141 33ZM37 36V35H36ZM56 36V35H55ZM87 36H90V35H87ZM87 36H84V37H87ZM94 36V33L93 35ZM28 37V36H27ZM53 37V36H52ZM59 37V36H58ZM58 37H55L58 39ZM73 37V36H72ZM99 37V38H100ZM46 39L45 37L42 36L41 40L42 39ZM67 38V37H66ZM65 38V39H66ZM88 38V37H87ZM85 38V39H87ZM94 37L91 38V40L93 39ZM104 37V39H106ZM109 38H112V37H109ZM40 39V38H39ZM48 39V37H47ZM51 39V38H50ZM49 39V40H50ZM63 39V38H62ZM76 39V38H75ZM76 39V40H77ZM48 40V42H49ZM67 40V39H66ZM75 40V41H76ZM87 40H90L87 39ZM148 40V39H147ZM52 41V40H50ZM55 41V40H54ZM47 42V44H48ZM53 42V41H52ZM50 42V43H52ZM61 42V41H60ZM63 42V40H62ZM69 42V41H68ZM77 42V41H76ZM98 42V39L97 37H95V41L92 42L93 44H91L92 46H95V44ZM200 42H202L201 44H199ZM25 43V44H24ZM55 43V46L57 47V50H54L56 51L55 52V56H53L55 59L56 58V62L58 64L61 65V61H65L63 63H69L70 60H69V51L67 49H65L66 47H63V49L59 48V41H56V42H53ZM67 43V42H66ZM79 43V41H78ZM82 43V42H81ZM100 42H98L99 44ZM84 44H88V42L84 43ZM83 43L80 45V46H83L84 45ZM90 44V43H89ZM50 44H48L49 46ZM52 45V44H51ZM68 45V44H67ZM97 45V44H96ZM101 45V44H100ZM99 45V46H100ZM103 45H106V43H103ZM127 45H129V48H125ZM17 46V45H15ZM15 46H13V48L15 49ZM30 46V45H29ZM38 46V45H37ZM36 46V47H37ZM41 46V45H40ZM55 46H51L52 48H55ZM61 46V44H60ZM88 46V45H87ZM98 46V45H97ZM96 46V47H97ZM107 46V45H106ZM105 46V47H106ZM19 47V46H18ZM35 47V46H34ZM42 47V46H41ZM47 47V46H46ZM73 47V46H72ZM84 47V46H83ZM86 47V46H85ZM102 47V46H101ZM152 47V46H151ZM31 48V47H30ZM28 48V49H30ZM48 48V47H47ZM51 48V50H52ZM90 48V47H89ZM116 48V49H115ZM26 49V48H25ZM33 49V47L31 48ZM30 49V50H31ZM37 49V48H35ZM49 49V48H48ZM72 49V48H70ZM75 49V48H74ZM94 49V47L92 48ZM16 50V49H15ZM27 50V49H26ZM47 50V49H46ZM47 54L45 55H49L50 53L49 52H52L53 51H46ZM14 50L12 51H9L10 53L13 52ZM24 51V50H23ZM39 51V50H38ZM89 51V50H88ZM92 51V50H91ZM121 51V52H120ZM123 51V52H122ZM44 52V50H43ZM44 52V53H45ZM73 52V51H72ZM90 52V51H89ZM147 52V51H146ZM15 53V52H14ZM19 53V52H18ZM31 53V51H30ZM29 53V55H30ZM49 53V54H48ZM41 54V53H40ZM5 55V56H4ZM10 55V54H9ZM51 55V54H50ZM72 55V54H71ZM78 55V54H77ZM136 55V56H134ZM167 55V54H165ZM170 55V57H171ZM218 55V57H217ZM18 56V55H17ZM28 56V54H27ZM37 56V55H36ZM43 56V55H41ZM74 55H72L73 57ZM142 56H144L142 54ZM168 56V55H167ZM184 56V57H183ZM213 56V55H211ZM31 57V56H29ZM47 57V56H46ZM75 57V56H74ZM73 57V58H74ZM94 57V58H95ZM132 57H137V59L133 60ZM7 58V57H6ZM35 58V57H34ZM39 58H42V57H39ZM38 58V59H39ZM140 58V59H139ZM147 58V57H146ZM149 58V57H148ZM165 58V57H164ZM177 58V59H178ZM192 58H194L192 60ZM209 58V56H208ZM14 59V58H13ZM22 59V58H21ZM25 59V58H24ZM32 59V58H31ZM44 59V58H43ZM47 59V58H45ZM44 59V60H45ZM51 59V60H53ZM168 59V58H167ZM166 59V60H167ZM171 59V62L174 60L173 58H170ZM170 59H168L167 61L170 62ZM16 60V59H15ZM28 60V59H27ZM30 60V59H29ZM34 60V59H33ZM79 60V59H77ZM90 60V61H89ZM146 60V59H145ZM165 60V59H163ZM178 60V61H179ZM207 61L209 59H203V61ZM18 61V60H17ZM32 61V60H31ZM38 61V60H37ZM49 61V60H48ZM148 61V59H147ZM204 61V63H205ZM11 62V61H10ZM19 62V61H18ZM25 62V61H23ZM33 62V61H32ZM40 62V61H39ZM53 62V61H52ZM146 62V61H145ZM166 62V61H165ZM29 63V61L27 62ZM26 63V64H27ZM37 63V62H36ZM45 63V62H44ZM54 63V62H53ZM144 63V62H143ZM207 63V62H206ZM214 63V62H212ZM211 63V60H210V65L211 66H214L215 64L212 65ZM15 64V63H14ZM23 64V63H22ZM30 64V63H29ZM71 64V63H70ZM168 64V63H167ZM171 65V63H169ZM173 64V63H172ZM175 64H178V62H175ZM209 65V62L207 63ZM205 64V67L206 65ZM218 64V63H217ZM17 65V64H16ZM19 65V64H18ZM32 64H30V67H31ZM36 65V64H33V66ZM38 65V63H37ZM40 65V64H39ZM38 65V66H39ZM54 65V64H53ZM63 65V64H62ZM74 65V64H72ZM150 65V64H149ZM169 65V67H170ZM174 65V64H173ZM207 65V67H208ZM209 65V66H210ZM41 66V65H40ZM46 66V65H44ZM42 66V67H44ZM63 65V69L65 68H68L67 66ZM75 66V65H74ZM77 67L79 65H76ZM172 66V65H171ZM179 66H181V64H179ZM179 66L177 68H179ZM204 66V65H202ZM201 66V67H202ZM29 67V68H30ZM62 67V66H61ZM60 67V68H61ZM134 67H139L141 69H139V71H141V86L138 87L139 89H136L135 92L133 93H130L128 90V86H129V80L127 79L129 73L131 72V70L134 68ZM163 67V65H162ZM174 67V66H173ZM203 67V68H205ZM216 67V65L214 66ZM28 68V69H29ZM47 67H45L46 69ZM50 68L53 70L54 68H52L50 66ZM50 68L48 67L47 69L50 70ZM58 68V66H57ZM70 68V67H69ZM72 68V67H71ZM70 68V69H71ZM175 68H176V65H175ZM209 70H210V67H208ZM27 69V67H26ZM35 69H37L35 67ZM40 69V68H38ZM42 69V68H41ZM75 69V68H73ZM186 69V68H185ZM184 69V70H185ZM206 69V68H205ZM9 70V69H8ZM7 70V71H8ZM29 70L32 71V68H30ZM68 70V69H67ZM79 70V69H78ZM91 70V71H92ZM96 70H102V75L104 76L105 80L106 81V84H107V88H109L110 92H112L113 94L112 95H117V97L113 96V99H110L108 97H105V95H102L99 99L95 98V95H93V90H95V85L98 81V79H100L99 75L96 76ZM136 70H138L136 68ZM160 70V69H159ZM162 70V68H161ZM165 70V69H164ZM176 70V69H175ZM210 70V71H211ZM15 71V70H14ZM31 71H29V73L32 75L35 73H31ZM44 71V70H43ZM51 71V70H50ZM54 71H59L58 69ZM70 71V70H69ZM72 71V70H71ZM74 71V70H73ZM90 71V70H89ZM178 71V69H177ZM181 71V70H180ZM204 71V70H203ZM208 71V69L206 70ZM220 71V72H218ZM2 72V71H0ZM11 72V70H10ZM39 72H42L41 70ZM49 72V71H48ZM47 72V73H48ZM53 72V71H52ZM65 72V71H63ZM63 72H60L61 74ZM80 72V70L78 71ZM77 72V73H78ZM81 72V74H82ZM88 73V71H86ZM85 72V73H86ZM122 73L123 72V75H124V78L123 80L120 82V83H117L116 81H114L115 77L117 76L118 73ZM160 72V71H159ZM4 73V72H3ZM8 73V72H7ZM19 73V72H18ZM38 73V72H37ZM44 73V72H43ZM46 73V72H45ZM59 73V75H60ZM68 72H66L67 74ZM101 73V71H100ZM185 73V72H184ZM204 72H202L203 74ZM8 74H12V73H8ZM27 74V73H26ZM40 74V73H39ZM53 74V73H52ZM73 74V73H72ZM71 74V75H72ZM79 74V73H78ZM77 74V75H78ZM95 74V75H94ZM181 74V73H179ZM14 75V74H12ZM25 75V74H24ZM33 75V76H34ZM55 75V74H54ZM63 75V74H62ZM76 75V74H75ZM80 75V74H79ZM78 75V76H79ZM139 75V74H138ZM137 75V76H138ZM176 75V74H175ZM3 76V75H2ZM53 76V75H52ZM58 76V75H57ZM61 76V75H60ZM69 76V75H67ZM136 76V77H137ZM4 77V76H3ZM7 77V76H6ZM10 77V76H9ZM25 77V76H24ZM54 77V76H53ZM83 78V74L81 76ZM140 77V75H139ZM163 76V82L165 81V77ZM5 78V77H4ZM45 78V77H44ZM58 78V77H57ZM62 78H65V77H60ZM78 77H76L77 79ZM84 78V79H85ZM98 78V79H97ZM3 79V78H2ZM1 79V75H0V80ZM25 79V78H24ZM30 79V78H29ZM35 79V78H34ZM39 79H42V78H39ZM38 79V80H39ZM47 79V77H46ZM49 79V78H48ZM67 78H65L63 82H67L66 81ZM183 79V77H182ZM5 80V79H4ZM3 80V81H4ZM8 80V78H7ZM31 80V79H30ZM33 80V79H32ZM36 80V79H35ZM61 80V79H60ZM61 80V81H62ZM71 81L74 80V78L70 79ZM69 80V81H70ZM80 80V79H79ZM162 80V79H161ZM167 80V79H166ZM184 80V79H183ZM180 81V84L178 86V97L180 96V98H184L186 96V90L190 88V86L188 87V85L186 84V79L184 81ZM212 80V81H213ZM12 81V79L10 80ZM29 81V80H28ZM42 81V80H41ZM40 81L42 87H45L46 90H43L44 93V97H46V95H51V91L52 89L48 90V84L45 86H43L42 82ZM56 81V80H55ZM77 81V80H75ZM81 81V80H80ZM84 81V80H83ZM139 81V82H140ZM211 81V86L213 84V86L216 85L215 82H212ZM1 82V81H0ZM6 82V81H4ZM25 82V81H24ZM38 82V81H37ZM36 82V83H37ZM48 82V81H47ZM46 82V83H47ZM60 82V81H59ZM59 82H55V83H58ZM61 82V86L63 85ZM78 82V81H77ZM102 82V81H101ZM10 83V82H9ZM54 83V82H53ZM73 83V82H72ZM84 83V82H83ZM82 83V84H83ZM175 83V81H174ZM207 83V84H206ZM215 83V84H214ZM2 84V82L0 83ZM4 84V83H3ZM27 84V82H26ZM45 84V83H44ZM51 86H54L52 85V83L50 82ZM65 84V83H64ZM74 84V83H73ZM77 84V83H76ZM105 84V85H106ZM5 85V84H4ZM39 85V84H38ZM96 85V86H97ZM104 85V86H105ZM137 85V83H136ZM140 85V84H139ZM187 85V86H186ZM193 85V84H192ZM79 86V85H78ZM103 86V85H102ZM132 86V85H131ZM217 86V87H218ZM40 87V86H39ZM72 87V86H71ZM77 88V86H75ZM135 87V85H134ZM133 87V88H134ZM194 86H192L191 88L193 89ZM53 88V87H52ZM62 88V87H61ZM64 88V87H63ZM73 88V87H72ZM84 88V87H83ZM103 88V87H101ZM136 88V87H135ZM195 88V89H196ZM216 88V86L213 88V90ZM74 89V88H73ZM199 89V88H198ZM212 87L209 89L211 90ZM37 90L39 91L40 88L38 89L37 87ZM98 90V89H97ZM103 90V89H101ZM132 90V89H131ZM134 90V89H133ZM200 90V89H199ZM198 90V91H199ZM218 90H219V87H218ZM217 90V91H218ZM31 91V90H30ZM33 91H36V90H33ZM31 91V92H33ZM64 91V90H63ZM76 91V89H75ZM82 91V90H81ZM198 91H196V96L197 98L198 97ZM201 91V90H200ZM28 92V90H27ZM37 92V91H36ZM66 92V91H65ZM64 92V93H65ZM163 92V90H162ZM29 93V92H28ZM41 93V94H42ZM62 93V92H61ZM175 93V92H174ZM189 93V92H188ZM193 93V92H192ZM200 93V92H199ZM203 93H204V90H203ZM30 94V93H29ZM36 94V93H35ZM34 94V95H35ZM46 94V95H45ZM66 94V93H65ZM72 94V93H71ZM95 94H98V93H95ZM194 94V93H193ZM225 94V95H224ZM54 95V94H53ZM63 95V93H62ZM190 95V94H189ZM80 96V95H79ZM154 97L153 100H155V102H150L152 99H150V97ZM200 96V95H199ZM208 96V95H207ZM206 96V97H207ZM26 97V96H25ZM111 97V96H110ZM201 97V96H200ZM205 97V98H206ZM209 97V96H208ZM47 98H50V97H47ZM139 98V100H138ZM30 99L32 100L31 98V94L30 96L28 95L26 97V100L27 101H30ZM44 99V98H43ZM58 99V98H57ZM196 99V97H195ZM202 99H203V96H202ZM53 100V99H52ZM197 100V99H196ZM205 100V99H204ZM213 100V101H212ZM42 102V100H40ZM65 102H67L66 100H63ZM71 101V100H70ZM140 101V103H139ZM175 101V100H174ZM201 102L202 100H198V102ZM52 102V101H51ZM55 102V101H54ZM52 102V103H54ZM81 102V101H80ZM181 102V101H180ZM178 102L176 101V105L177 106H182L183 103L181 102ZM190 102V100H189ZM197 102V101H196ZM205 102V101H204ZM30 103V102H29ZM32 103V102H31ZM46 102L44 101V104ZM72 103V102H71ZM78 103V102H77ZM185 103V102H184ZM209 103V105H210ZM37 104V103H36ZM35 104V105H36ZM43 104V103H42ZM138 104H140V113L143 115V120L145 123L141 126L140 123L137 122V120H139L138 116L139 114H137V107H138ZM62 105V104H61ZM189 105V104H188ZM203 104H201L202 106ZM207 105V104H206ZM31 106V105H30ZM43 106V105H42ZM46 106V105H45ZM44 106V107H45ZM50 106V105H49ZM200 106V103L199 105ZM208 106V105H207ZM206 106V107H207ZM213 105H210V108L212 107ZM43 107V108H44ZM48 107V106H47ZM76 107V106H75ZM204 107V106H203ZM209 107V106H208ZM33 108V107H31ZM39 108V107H38ZM201 108V107H200ZM214 108V106H213ZM46 109V107L44 108V110ZM204 109H206L204 107ZM62 110V108H61ZM66 110V108H65ZM50 111V110H49ZM70 111V110H69ZM82 111V110H81ZM209 111V110H208ZM31 112V111H30ZM65 112V111H64ZM83 112V111H82ZM98 112V114H97ZM160 112V113H159ZM38 113V111H37ZM75 113V112H74ZM154 113V115H152ZM175 113V114H174ZM203 113V112H202ZM157 114V115H156ZM27 115V113H26ZM47 115V114H46ZM78 115V113H77ZM99 117H98V116ZM138 115V116H137ZM79 116V115H78ZM82 116V115H81ZM98 118H97V117ZM141 116V115H140ZM31 118V116H29ZM29 117H26V126L30 125L29 124ZM77 117V116H76ZM35 118V117H34ZM51 119V118H50ZM77 119V118H76ZM63 120V119H62ZM142 121V122H143ZM181 121V120H180ZM63 122V121H62ZM141 122V121H139ZM54 124V122H53ZM56 124V123H55ZM65 124V123H64ZM63 124V125H64ZM193 124H190L191 126ZM194 124V125H195ZM213 125L215 129L214 132L217 133V137H216V133L213 132L214 136L212 137H215L216 139H213L214 142H215V147H214V150L213 152L211 153L210 151V155L209 156H206V154H203L200 149H198V147H196V144H199L201 143L200 145H203L202 142L205 143V140L207 141V135L206 134H210V133H205V130H206V127H209L210 129H213V127L211 125ZM197 125V124H196ZM141 126V127H140ZM176 126V125H175ZM178 126V125H177ZM176 126V127H177ZM203 126V127H202ZM212 128H211V127ZM52 127V126H51ZM54 127V126H53ZM52 127V128H53ZM63 127V126H62ZM137 127V128H138ZM179 127V126H178ZM60 128V127H59ZM189 128V127H188ZM202 128V129H201ZM209 128H207L208 130H210ZM48 129V128H47ZM142 129H141V134L143 136V133H142ZM186 129V128H185ZM59 130V129H58ZM140 130V129H139ZM144 130V129H143ZM207 130V131H208ZM54 132V131H53ZM118 132H120L121 134L117 136ZM184 132V130H183ZM210 132V131H209ZM82 133V132H81ZM81 133H80V136H81ZM179 133V132H178ZM190 133H193V132H190ZM78 134V133H75V135ZM150 134V133H149ZM212 134V135H213ZM255 134V135H256ZM79 136V134H78ZM82 136H83V133H82ZM149 136V135H148ZM159 136V135H158ZM157 136V137H158ZM210 136V135H209ZM8 137V136H7ZM61 137V136H60ZM156 137V135H155ZM212 137H211V140H212ZM76 138V137H75ZM81 138V137H80ZM139 138V139H138ZM210 138V137H209ZM83 139H84V136H83ZM151 139H154L153 137ZM155 139V140H156ZM61 140V138H60ZM77 144H79V139L77 138ZM204 140V141H203ZM212 140V141H213ZM254 140V139H253ZM59 141V139H58ZM65 141V140H64ZM209 141V140H208ZM207 141V143H208ZM250 141V140H249ZM248 141V142H249ZM76 142V141H75ZM81 142V141H80ZM143 143V142H141ZM253 143V142H252ZM75 144V143H74ZM187 144V143H186ZM214 144V143H213ZM247 144V143H246ZM205 145V144H204ZM209 146V143L207 144ZM76 146V144H75ZM79 147V145H77ZM76 146V147H77ZM178 146V145H177ZM198 146V145H197ZM214 146V145H213ZM179 147V146H178ZM194 147H196L194 149ZM200 147V146H199ZM239 147V146H238ZM236 147V148H238ZM245 147V145H244ZM183 148V147H181ZM186 148V147H185ZM184 148V149H185ZM235 148V147H234ZM250 148V147H249ZM73 149V148H72ZM84 149V148H83ZM161 149V148H160ZM213 149V147L211 148V150ZM232 149L231 151H234L233 150V147L230 148ZM27 142L25 139H21L20 140V151L21 153H26L27 151ZM79 150V149H78ZM78 150H75V153L78 151ZM140 150V151H141ZM240 150V149H239ZM247 150V149H246ZM60 151V150H59ZM80 151V150H79ZM78 151V152H79ZM109 151V152H108ZM181 151V153H180ZM188 151V150H187ZM188 151V152H189ZM197 151V153H196ZM238 151V150H236ZM241 151V150H240ZM245 151V149H244ZM77 152V153H78ZM81 152V151H80ZM108 152V153H107ZM207 152V151H206ZM247 152V151H246ZM46 153V152H45ZM51 153V152H50ZM65 153V152H64ZM110 153L108 156H110ZM140 153V152H139ZM142 153V152H141ZM235 153V152H234ZM237 153V152H236ZM235 153V154H236ZM241 153V152H240ZM239 153V154H240ZM138 154V153H137ZM185 154V153H183ZM231 154V152L229 153ZM228 154V155H229ZM233 154V153H232ZM43 155V154H42ZM76 155V154H74ZM78 155V154H77ZM140 155V154H139ZM208 155V154H207ZM237 155V154H236ZM263 155V154H262ZM46 156V155H45ZM48 156V155H47ZM53 156V155H52ZM84 156V155H83ZM82 156V157H83ZM231 156V155H230ZM50 157V156H48ZM46 157V158H48ZM80 157V156H79ZM229 157V156H228ZM42 158V156L40 157ZM4 159V158H3ZM2 159V160H3ZM44 159V158H43ZM139 159L141 160V158L139 157ZM239 159V158H238ZM241 159V158H240ZM263 159H264V156H263ZM1 160V161H2ZM46 160V159H45ZM105 160V159H104ZM178 160V161H177ZM230 160H233V159H230ZM235 160V159H234ZM49 161V160H48ZM167 161V159H166ZM201 161V162H200ZM207 161V162H206ZM4 162V160H3ZM43 160H41V164H42ZM55 162V161H54ZM100 162V161H99ZM206 164H205V163ZM229 162V161H228ZM232 162V161H231ZM240 162V160H239ZM239 162H236L238 163L239 165ZM1 163V162H0ZM46 163V162H45ZM82 163V162H81ZM140 163V161H139ZM208 163V164H207ZM241 163V162H240ZM98 164V163H97ZM137 164V162H136ZM232 164V163H231ZM143 165V164H142ZM208 167H207V166ZM264 165V164H263ZM99 166V165H98ZM139 166V165H138ZM195 166V164H194ZM205 166V167H204ZM235 166V164H234ZM204 167V169H203ZM207 167V169H206ZM224 167H228V166H224ZM235 167H239V166H235ZM234 167V168H235ZM83 168V167H82ZM197 168V169H198ZM145 169V168H144ZM232 169V168H231ZM36 170V169H35ZM131 170V169H129ZM128 170V171H129ZM135 170V169H134ZM137 170V169H136ZM146 170V169H145ZM198 170V171H199ZM235 170H237L235 168ZM52 171V170H51ZM58 171V170H57ZM62 171V170H61ZM60 171V172H61ZM197 171V170H196ZM224 171V170H223ZM44 169L43 170H40L39 173L40 175H43L44 174ZM55 172V171H54ZM59 172V171H58ZM63 172V171H62ZM95 172V171H94ZM191 172V170H190ZM222 172V171H221ZM105 173V172H104ZM130 173H132L130 171ZM200 173V174H199ZM62 174V173H61ZM127 174V173H126ZM181 174H185L184 175V178H181ZM32 175V174H31ZM30 175V176H31ZM34 175V174H33ZM28 176V174H27ZM53 176L55 177L54 173H53ZM60 175H58L57 179L60 178L59 177ZM131 176V175H130ZM53 177V179H54ZM83 177V176H82ZM108 177V176H107ZM126 177V176H125ZM142 177V176H141ZM231 177V176H229ZM228 177V178H229ZM45 178V177H44ZM130 178V177H129ZM133 178V177H132ZM131 178V179H132ZM162 178V179H163ZM1 179V177H0ZM38 179V178H37ZM52 179V178H51ZM61 179V178H60ZM161 179V180H162ZM168 179V180H170ZM28 180V177L27 179H25V183H28L27 182ZM43 180V179H42ZM65 180V179H64ZM63 180V181H64ZM126 180V179H125ZM160 180V179H159ZM200 180V182L198 181ZM258 180V179H257ZM32 181H35V179L33 178ZM59 181V179H58ZM97 181V180H96ZM140 181V180H139ZM241 181V180H240ZM244 181V180H243ZM240 183V185H242L243 183H246L247 181ZM261 181V180H260ZM21 182V181H20ZM19 181H17V186L19 185L20 183ZM36 182V181H35ZM61 182V181H60ZM161 182V181H160ZM199 182V183H198ZM227 182V180H226ZM252 182V181H251ZM263 182V181H261ZM53 185L55 183H58L56 182V180L54 179L53 180ZM63 183V182H61ZM60 183V184H61ZM229 183V181H228ZM250 183V182H249ZM34 183L32 182L31 186L29 185V188L31 192L34 191V186L37 185H33ZM59 184V183H58ZM60 184L58 186H60ZM86 184V183H84ZM247 184V183H246ZM257 184V182H256ZM255 184V185H256ZM27 185V184H26ZM95 185V184H94ZM93 185V186H94ZM200 185V186H199ZM202 185V186H201ZM221 185V184H220ZM245 185V184H244ZM253 185V184H252ZM260 185V184H258ZM263 185V184H262ZM41 186V185H40ZM169 186V187H168ZM231 186H234V185H231ZM88 187V186H87ZM177 187H181V190L182 192L180 191V193H178L179 190H177ZM251 187V186H250ZM249 187V188H250ZM254 187V186H252ZM59 188V187H58ZM82 188V187H81ZM89 188V187H88ZM88 188H85V189H88ZM217 188V187H216ZM225 188V187H224ZM224 188H221V189H224ZM262 188V187H261ZM259 189L258 187H256L255 189V193H261V190L263 189ZM23 189V188H22ZM228 189V188H227ZM233 189V188H232ZM241 189V188H240ZM239 189V190H240ZM247 189V188H246ZM244 189V190H246ZM39 190V189H38ZM66 190V189H65ZM184 190V191H183ZM219 194H220V188H217ZM242 192H243V189H241ZM250 190V189H249ZM59 191V189H58ZM85 191V190H84ZM168 191V190H167ZM226 191V190H225ZM238 191V190H237ZM247 191V190H246ZM54 192H56L55 188L53 187L52 188V192H49L52 194H54ZM161 192V191H159ZM223 192V191H222ZM230 192H231V189H230ZM235 192V191H234ZM245 192V191H244ZM243 192V193H244ZM98 193V192H97ZM239 193V191H238ZM243 193H240L238 195H242ZM250 193V192H249ZM263 193V192H262ZM59 194V193H57ZM94 194V193H93ZM162 194V193H161ZM187 194V193H186ZM185 194V196H186ZM176 195V196H175ZM188 195V194H187ZM191 195V194H189ZM231 195V193H230ZM234 196L235 199L234 201H236L237 198H239V196ZM50 196V195H49ZM160 196V194H159ZM216 196V195H215ZM233 196V195H232ZM35 197V196H34ZM51 197V196H50ZM54 197V196H53ZM166 197V196H165ZM192 197V196H191ZM231 197V196H230ZM160 198V197H159ZM159 198H157V200H159ZM168 198V196H167ZM180 198V199H181ZM199 198V197H197ZM196 198V199H197ZM31 199V198H30ZM46 199V198H45ZM50 199V198H49ZM53 199V198H51ZM177 199V198H176ZM179 199V198H178ZM184 199V198H183ZM233 199V197H232ZM243 200V198H241ZM248 199V198H247ZM68 200V199H67ZM161 200V199H160ZM224 200V199H223ZM230 200V199H229ZM48 200H46L47 202ZM183 201V200H182ZM226 200H224V202H226ZM246 201V200H245ZM248 201V200H247ZM262 201V200H261ZM44 202V200H43ZM52 202V201H51ZM228 202V201H227ZM249 202H252V201H249ZM45 203V202H44ZM160 203V202H159ZM183 203V202H182ZM194 203V202H193ZM198 203V201H197ZM230 203V202H228ZM232 203V202H231ZM244 205H241L239 207H241L240 209L244 210L246 208L245 204L246 202H244ZM151 204V203H150ZM149 204V205H150ZM234 205H237L238 206V202L237 203H234ZM248 204V202H247ZM252 204V203H250ZM34 205V206H33ZM148 205V207H149ZM160 205V204H158ZM163 205V204H161ZM178 205V204H177ZM224 205V204H223ZM229 205V204H228ZM249 205V204H248ZM28 213H34L35 210H37L35 208V204L33 203L32 205L29 204L28 205ZM50 206V205H49ZM155 206V205H154ZM202 206V207H203ZM230 207L228 208H225L228 212V209L231 208V205H229ZM236 206V207H237ZM253 206V204H252ZM255 206H260V205H255ZM263 206V205H262ZM38 207V206H37ZM151 207V206H150ZM176 206H174L175 208ZM181 207V206H180ZM223 207V206H222ZM234 208H236L235 206H233ZM238 207V208H239ZM64 208V206H63ZM166 208V207H165ZM179 208V205L177 206V209ZM213 208V207H212ZM250 208V207H249ZM261 208V207H260ZM39 209V207H38ZM83 209V208H82ZM152 209V207H151ZM181 209V208H179ZM185 209V208H184ZM220 209V208H219ZM248 209V208H247ZM252 209V208H251ZM254 209V208H253ZM44 210V209H43ZM157 210V209H156ZM198 210V209H197ZM232 210V208H231ZM230 210V211H231ZM234 210H237V209H234ZM246 210V209H245ZM244 210V211H245ZM256 210V209H254ZM261 210V209H260ZM34 211V212H33ZM83 213V210H81V208H79V213L81 212ZM181 210H179L180 212ZM219 211V210H217ZM240 212V210H238ZM237 211V212H238ZM243 211V212H244ZM250 211V210H247L246 213ZM165 212V211H164ZM222 212V211H221ZM236 213L237 216H239L240 213ZM255 212H259V211H255ZM27 213L28 215V218H29V214ZM178 213V212H177ZM191 213V212H190ZM215 213V212H214ZM223 213V212H222ZM228 213H231V212H228ZM245 213V212H244ZM254 213V211L251 212V214ZM264 213V212H262ZM17 214V213H16ZM84 214V213H83ZM167 214V212H166ZM188 214V213H187ZM216 214V213H215ZM224 216V213L221 214ZM218 217L219 220L221 219V216ZM226 215H228L226 213ZM232 215H233V212H232ZM234 215V216H236ZM244 215V214H243ZM241 214V216H243ZM250 215V214H249ZM81 216V215H80ZM165 216V215H164ZM168 216V215H167ZM236 216V217H237ZM239 216V217H241ZM252 216V215H251ZM255 215H253L254 217ZM258 216V215H256ZM261 216V214H260ZM32 217V216H30ZM177 217V216H176ZM211 217V216H209ZM232 217V216H231ZM249 217V216H248ZM264 217V215H263ZM27 218V220H28ZM233 218V217H232ZM230 218L231 220H234V218L232 219ZM256 218V217H255ZM254 218V219H255ZM259 218V217H258ZM256 218V222L258 223L259 219ZM32 219V218H31ZM210 219V218H209ZM208 219V220H209ZM213 219V218H212ZM223 219V218H222ZM244 219V218H242ZM241 219V222L244 221ZM245 219H246V216H245ZM263 219V218H262ZM81 220H82V217H81ZM165 220V219H164ZM207 220V221H208ZM226 220V219H225ZM230 220V221H231ZM252 220V221H251ZM250 222H249V225L250 223L253 222V218H251ZM258 220V221H257ZM264 220V219H263ZM206 221V220H205ZM212 221V220H211ZM229 221V220H228ZM238 222V225L241 223H239V220H236ZM163 222V221H162ZM218 222V221H217ZM234 222V221H233ZM185 223V222H184ZM205 223V222H204ZM220 224V222H218ZM223 221L221 222V225H222ZM230 222H228V225L231 226L232 225V222H231V225L229 224ZM235 223V222H234ZM22 224L25 225L24 221L22 220ZM237 224V223H236ZM255 224V223H254ZM262 224V223H261ZM218 225V224H217ZM224 226H227V224L225 225V223L223 224ZM235 225V224H234ZM244 225L243 227L246 228L245 226L251 228L252 225ZM227 226V227H229ZM236 226V225H235ZM234 226V227H235ZM254 226H258V225H254ZM219 227L221 228V226L219 225ZM227 227H225L227 229ZM232 227V226H231ZM232 228L234 230H236V228ZM190 228V227H189ZM216 228V227H215ZM214 230H218V229H215ZM218 228V227H217ZM230 228V227H229ZM228 228V229H229ZM238 228V227H237ZM253 228V227H252ZM251 228V229H252ZM152 229V228H151ZM164 229V228H163ZM185 229V228H184ZM191 229V228H190ZM225 229V230H226ZM231 229V230H232ZM186 230V229H185ZM192 230V229H191ZM231 230L229 231L230 233H228V235H231ZM248 230V229H247ZM246 230V231H247ZM257 230V229H256ZM259 230V229H258ZM264 230V228H263ZM219 231V230H218ZM223 230H220L219 232H221V237L223 235L222 233ZM125 232V231H124ZM225 232V231H223ZM245 232V231H244ZM241 231V235H243L242 233H244ZM214 233V232H213ZM236 233V232H234ZM240 233V232H239ZM257 233V232H256ZM208 234V233H207ZM233 234V233H232ZM238 234V233H237ZM262 234V233H261ZM211 235V234H210ZM213 235V234H212ZM227 235V236H228ZM234 235V234H233ZM236 235V234H235ZM239 235V234H238ZM237 235V236H238ZM121 236V235H120ZM174 236V235H173ZM240 236V235H239ZM258 236V235H257ZM189 237V236H187ZM226 237V235H225ZM230 237V236H229ZM242 237V236H241ZM260 237V236H259ZM153 238V237H152ZM246 238V237H245ZM146 239V238H145ZM227 238H225L226 240ZM243 239V238H242ZM249 239V237H248ZM211 240V239H209ZM214 241V240H213ZM217 241V240H216ZM234 241V240H233ZM263 241V240H262ZM261 242V241H260ZM258 242V243H260ZM219 243V242H218ZM71 244V243H69ZM119 245V244H118ZM123 245V244H122ZM160 246V245H159ZM163 246V245H162ZM168 246V245H167ZM250 246V245H249ZM127 247V246H126ZM149 247V246H148ZM147 247V248H148ZM253 247V246H251ZM261 247V246H260ZM259 247V248H260ZM123 248V247H121ZM161 248V247H160ZM264 248V247H263ZM119 249V248H118ZM188 249V248H187ZM135 250V249H134ZM152 250V249H151ZM156 250V249H155ZM181 250V249H180ZM209 250V249H208ZM256 250V249H255ZM261 250V249H260ZM263 250V249H262ZM164 251V250H163ZM197 251V250H196ZM165 252V251H164ZM125 253V252H124ZM147 253V252H146ZM145 253V254H146ZM162 253V251H161ZM261 253V251H260ZM259 253V254H260ZM140 254V253H139ZM178 254V253H177ZM190 255V253H188ZM210 254V253H209ZM166 255V253H165ZM257 255V254H256ZM262 255V254H261ZM260 255V256H261ZM152 256V255H150ZM147 257V256H146ZM160 257V256H159ZM264 257V256H263ZM151 258V257H150ZM168 258V257H167ZM253 258V257H252ZM262 259V258H261ZM264 259V258H263ZM130 260V259H129ZM179 260V258H178ZM187 260V259H186ZM189 260V259H188ZM83 261V260H82ZM185 261V260H184ZM132 262V260H131ZM137 262V261H136ZM160 262V261H159ZM162 262V261H161ZM257 262V261H256ZM84 263V262H83ZM148 263V262H147ZM186 263V262H185ZM261 263V262H260Z\"/></svg>",
	"mask_w": 264,
	"mask_h": 264
}]
</instances>
